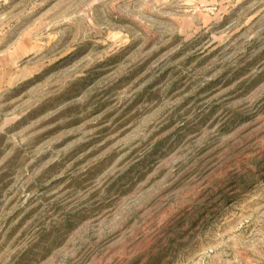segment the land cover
<instances>
[{"label":"rangeland","instance_id":"1","mask_svg":"<svg viewBox=\"0 0 264 264\" xmlns=\"http://www.w3.org/2000/svg\"><path fill=\"white\" fill-rule=\"evenodd\" d=\"M0 264H264V0H0Z\"/></svg>","mask_w":264,"mask_h":264}]
</instances>
